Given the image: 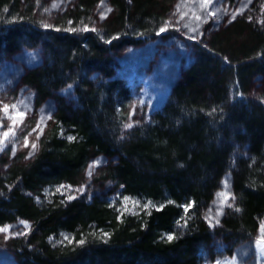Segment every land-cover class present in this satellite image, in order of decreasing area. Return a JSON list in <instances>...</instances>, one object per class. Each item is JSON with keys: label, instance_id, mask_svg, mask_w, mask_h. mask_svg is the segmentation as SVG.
<instances>
[{"label": "trees", "instance_id": "1", "mask_svg": "<svg viewBox=\"0 0 264 264\" xmlns=\"http://www.w3.org/2000/svg\"><path fill=\"white\" fill-rule=\"evenodd\" d=\"M111 1L118 8L120 35L139 31L120 38L134 43L150 36L157 19L156 13L146 14L152 0ZM32 2L0 0V55L21 37L53 35L50 62L27 83L38 99L55 102V125L34 157L0 168V227L20 221L30 226L13 246L20 264H199L211 240L224 250L251 245L264 225V108L249 105L242 86L264 75V37L252 59L229 68L226 88L219 87L221 80L208 85L212 99L202 98L193 85L202 69L191 70L151 121L126 128L118 101L129 92L126 83L83 85L82 72L91 67L90 35L40 29L28 12L35 2L43 4ZM86 17L84 12L72 18ZM199 54L204 64L215 57L206 50ZM71 68L72 88L64 72ZM94 156L113 161L102 175L115 183L116 193L148 209L123 213L107 193L95 192L69 203L39 200L46 188L50 193L78 181ZM225 184L229 195L222 216L212 219L209 206Z\"/></svg>", "mask_w": 264, "mask_h": 264}, {"label": "rangeland", "instance_id": "2", "mask_svg": "<svg viewBox=\"0 0 264 264\" xmlns=\"http://www.w3.org/2000/svg\"><path fill=\"white\" fill-rule=\"evenodd\" d=\"M41 1L42 6L35 2L31 13L28 12L40 29L54 33L64 31L62 33L72 36L90 35L87 47L90 53L86 59L91 67L82 72V77L85 76L83 85L94 88L97 82L113 80L126 83L129 92L118 101L125 125L131 123L132 127L151 121L167 95L174 87L185 83L191 70L202 69L193 85L202 98L212 99L208 85L211 86L213 80H221L219 87L226 88L231 79L229 68L239 61L252 59L257 54L255 47L264 37V0H215L207 10L201 6V0H152L146 10V14L157 15L156 22L151 23V34L134 43H127L120 37L139 36L138 28L125 30V34L120 35L118 8L111 0ZM29 3L33 5L32 0ZM84 12L87 15L84 20H73L72 17ZM209 12L215 14L209 15ZM197 15L201 17L199 21L195 18ZM165 22H168V30L159 33ZM190 28L196 31H190ZM52 40L51 34L39 35L37 39L21 37L15 48L5 45L0 55V140L3 141L0 144V168L3 171L12 164L34 157L55 125V102L49 98L38 99L34 86L27 83L32 72L50 62L53 52L48 48L52 47ZM95 45H101L102 49ZM204 50L215 56L208 64H204L206 59L199 54ZM64 72L69 80L68 87L72 88L75 85L72 80L74 68ZM242 93L249 105L263 109L264 75L248 78ZM5 104L9 106L7 112ZM5 132L8 133L6 138ZM32 144L36 145L34 149ZM111 163V159L103 156L90 158L78 181L55 186L50 193L51 189L46 188L39 200L57 199L69 203L95 192L107 193L111 203L114 199L123 213L136 214L140 209H148L140 200L116 193L115 183L103 178V171ZM228 195V184H225L209 206L214 216L210 218L222 216L221 208ZM4 227L8 231L0 232V264H20L13 246L25 239L30 226L20 221ZM63 237L68 238L64 234ZM258 241H264V230L255 234L247 248L239 245L237 250H224L220 242L211 240L201 253L199 264H264V243Z\"/></svg>", "mask_w": 264, "mask_h": 264}, {"label": "snow or ice", "instance_id": "3", "mask_svg": "<svg viewBox=\"0 0 264 264\" xmlns=\"http://www.w3.org/2000/svg\"><path fill=\"white\" fill-rule=\"evenodd\" d=\"M215 3V0H201V6L205 9V10H207V7L209 6V5H212V4H214ZM4 11H7V9L5 8L4 9ZM216 11H219V9H217ZM209 15H214L215 13L214 12H209L208 13ZM102 18H103V15H102ZM196 20H200L201 19V17L199 16V15H197L196 17ZM233 18H235V14H233ZM186 27H187V25H185ZM45 27H49V25H45ZM197 28L199 27V25L197 24V26H196ZM73 31H75V29H72ZM85 30H87V28H85ZM168 30V22H165V26H162L160 29H159V33H163V32H165V31H167ZM190 31H196V29L195 28H190ZM158 33V34H159ZM8 105H4V110H5V112H7V110H8ZM13 107H15V106H13ZM21 115H23V113H21ZM0 126H2V121H0ZM125 127L126 128H128V127H132V124L131 123H129V124H126L125 125ZM8 136V133L7 132H5L4 133V137L6 138ZM71 139V138H70ZM3 143V141L2 140H0V144H2ZM27 138H25V146H27ZM32 146V148L34 149L35 147H36V145L35 144H32L31 145ZM29 155H31V153H29ZM72 197H69V199H71ZM146 207H147V205H146ZM189 207H191V205H186L185 206V212H187L188 211V208ZM262 230H264V225H262ZM8 231V229L6 228V227H0V232H7ZM106 235V234H105ZM65 239H67V237H65ZM167 239L168 240H172L173 239V236L172 235H169L168 237H167ZM80 243H83V241H80ZM258 243H264V241H258Z\"/></svg>", "mask_w": 264, "mask_h": 264}, {"label": "bare ground", "instance_id": "4", "mask_svg": "<svg viewBox=\"0 0 264 264\" xmlns=\"http://www.w3.org/2000/svg\"><path fill=\"white\" fill-rule=\"evenodd\" d=\"M1 98V97H0ZM68 188V187H67ZM50 195V194H49ZM47 197V196H46Z\"/></svg>", "mask_w": 264, "mask_h": 264}]
</instances>
